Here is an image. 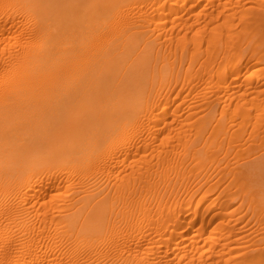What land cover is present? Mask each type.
Listing matches in <instances>:
<instances>
[{
	"label": "bare ground",
	"instance_id": "obj_1",
	"mask_svg": "<svg viewBox=\"0 0 264 264\" xmlns=\"http://www.w3.org/2000/svg\"><path fill=\"white\" fill-rule=\"evenodd\" d=\"M262 1L0 0V264H264Z\"/></svg>",
	"mask_w": 264,
	"mask_h": 264
},
{
	"label": "rangeland",
	"instance_id": "obj_2",
	"mask_svg": "<svg viewBox=\"0 0 264 264\" xmlns=\"http://www.w3.org/2000/svg\"><path fill=\"white\" fill-rule=\"evenodd\" d=\"M249 0H245V2H244V6H245V8H248V7H250V6H253V5H256L257 3H252L253 1L252 0H250L251 2H248ZM261 2H263L262 0H260ZM255 6H253L252 8H254ZM257 8H258V4H257V6H256ZM254 8L253 10H255V11H257V8ZM264 8V7H263ZM262 10V8L260 7V5H259V8H258V10L259 11H261ZM237 30H239V29H241V26H240V28H236ZM236 30V31H237ZM234 31H235V29H234ZM259 33H261V31L259 32ZM260 34H258V36H259ZM261 35H263V34H261ZM260 35V36H261ZM251 36H253V39L257 36L256 34L255 35H251ZM258 36H257V38H258ZM256 38V39H257ZM263 38V37H262ZM261 38V39H262ZM253 39H251V40H253ZM255 39V40H256ZM260 38L259 39H257V40H261ZM264 39V38H263ZM257 40H256V42H257ZM254 41V40H253ZM255 42V41H254ZM261 42V41H260ZM264 43V41L262 42V44ZM263 62H261V63H257L256 64V66H255V68H257L258 69V67H261V66H263L264 67V60H262ZM252 64H254L253 62H252ZM254 66H251L250 65V67L251 68H254ZM263 67H261V72H259V73H262V75H264L263 74ZM249 68V67H248ZM247 68H245V69H243L242 71H244L245 73L247 72V70H250V69H247ZM259 71H260V69H259ZM244 72H242V74H244ZM0 75H1V73H0ZM237 96H238V98H237V100H240V101H244V95L242 94V92L240 91V92H238L237 93ZM253 97V96H252ZM259 105L260 106H262V107H264V99H261V102L259 103ZM102 106H105L106 108L105 109H111L112 107L114 108L115 107V105L114 104H106V105H99V108L100 107H102ZM112 108V109H113ZM202 112H204V113H206V110H202ZM254 114H257V111H255L254 112ZM71 116H74V115H76L74 112H72L71 114H70ZM85 110H81V109H79L78 108V121H81L84 117H85ZM200 115H202V113L200 114ZM196 116H198V115H196ZM241 119V118H240ZM128 123L129 122H132V118H129L128 119V121H127ZM262 122H264V120H262ZM257 125H259L258 127V129H256L257 131H261L262 130V133H261V135L263 136L264 135V132H263V130H264V124H262V126L260 127V124H258V122L257 121H254V122H251L250 123V127L251 128H253V127H257ZM130 137V136H129ZM248 137V136H247ZM246 137V138H247ZM254 142H256L254 139L253 140H249L248 142H246V145H241V147H242V149L240 150V151H242L243 149L244 150H249V148L251 147L252 149H253V147L251 146L252 144L254 145V144H256V143H254ZM257 143H259V141L257 142ZM256 146H257V144H256ZM256 146L254 145V148H256ZM240 147V148H241ZM244 150H243V152H244ZM246 152V151H245ZM253 152V151H252ZM252 152L250 151H248V153H247V155L250 153V154H252ZM255 153L251 156V158H248V160L250 159V160H254V159H252V158H256V156H259L260 154L262 155V154H264V146H262L260 149H259V151L257 150V151H254ZM248 156H250V155H248ZM258 159H256V161H257ZM264 167V166H263ZM256 171H258V170H256ZM255 174V175H254ZM253 175H251L249 178H252V180L255 182V184H257V185H255L254 184V182H253V185H252V183H251V179L250 180H247L246 182H245V185H246V183H248V184H250V185H252V186H254V188H253V190L254 191H256V193L258 192V194H260L261 196L262 195H264V169L262 168V170H259L258 171V173H254ZM254 177V178H253ZM241 183V182H240ZM217 195V193H213V195H212V197H215ZM197 198V197H196ZM262 199H264V196H263V198ZM196 200L197 199H194V203L196 202ZM257 222H255V221H252V222H249L248 221V218H246V219H243V220H240V223H239V225L238 226H243V227H245V229H246V231H245V233L246 234H249L251 237H255V239L253 240V238H251L252 240H251V242H254V241H258L259 239H261V238H264V229H261V226H258L259 224L257 223ZM258 226V227H257ZM263 230V231H262ZM253 231V232H252ZM250 236H248V239H250L249 237ZM203 241H206V236H204V239H203ZM239 256H237L236 258H238ZM263 263V262H262ZM260 261H258L257 259L256 260H254V261H252L250 264H262Z\"/></svg>",
	"mask_w": 264,
	"mask_h": 264
}]
</instances>
